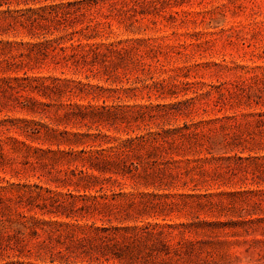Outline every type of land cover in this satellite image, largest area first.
<instances>
[{
	"label": "rangeland",
	"instance_id": "rangeland-1",
	"mask_svg": "<svg viewBox=\"0 0 264 264\" xmlns=\"http://www.w3.org/2000/svg\"><path fill=\"white\" fill-rule=\"evenodd\" d=\"M0 264H264V0H0Z\"/></svg>",
	"mask_w": 264,
	"mask_h": 264
}]
</instances>
